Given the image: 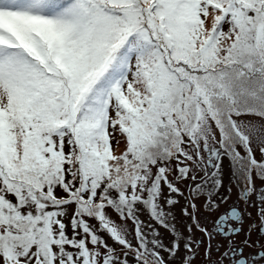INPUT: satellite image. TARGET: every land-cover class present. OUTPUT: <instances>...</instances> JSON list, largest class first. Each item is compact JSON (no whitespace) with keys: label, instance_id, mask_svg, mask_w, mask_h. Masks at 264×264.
Returning a JSON list of instances; mask_svg holds the SVG:
<instances>
[{"label":"snow or ice","instance_id":"6c2138e0","mask_svg":"<svg viewBox=\"0 0 264 264\" xmlns=\"http://www.w3.org/2000/svg\"><path fill=\"white\" fill-rule=\"evenodd\" d=\"M0 264H264V0H0Z\"/></svg>","mask_w":264,"mask_h":264},{"label":"rangeland","instance_id":"374dc122","mask_svg":"<svg viewBox=\"0 0 264 264\" xmlns=\"http://www.w3.org/2000/svg\"><path fill=\"white\" fill-rule=\"evenodd\" d=\"M253 122H254V123H258V120L254 119ZM222 167H223V171H224V173H225V179L227 180V177H228V175H229V168H228V162H227V159L224 160ZM161 231L163 232L162 229H161ZM166 239H167V237H166Z\"/></svg>","mask_w":264,"mask_h":264}]
</instances>
